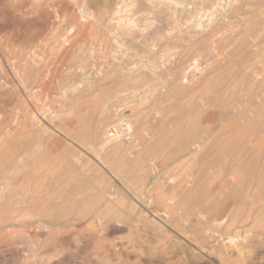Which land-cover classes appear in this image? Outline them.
<instances>
[{
  "label": "rangeland",
  "instance_id": "1",
  "mask_svg": "<svg viewBox=\"0 0 264 264\" xmlns=\"http://www.w3.org/2000/svg\"><path fill=\"white\" fill-rule=\"evenodd\" d=\"M263 226L264 0H0V264H264Z\"/></svg>",
  "mask_w": 264,
  "mask_h": 264
},
{
  "label": "bare ground",
  "instance_id": "2",
  "mask_svg": "<svg viewBox=\"0 0 264 264\" xmlns=\"http://www.w3.org/2000/svg\"><path fill=\"white\" fill-rule=\"evenodd\" d=\"M191 5V4H190ZM236 30V29H235ZM71 40V39H70ZM167 57H165V59H166ZM133 60V59H132ZM167 61V60H166ZM168 61H169V59H168ZM165 62V61H164ZM168 63V62H167ZM143 64V63H142ZM93 69V68H92ZM152 71V70H151ZM72 77V76H71ZM179 86V85H178ZM202 103V102H201ZM42 119V118H41ZM104 122V121H103ZM159 123V122H158ZM103 125V124H102ZM157 125V124H156ZM161 125V124H160ZM108 126H109V128L108 129H106V130H109L110 129V124L108 123ZM120 126V127H119ZM118 127H117V130L118 131H115V133H113L112 135H109L108 134V132L106 131V130H104V135H106L105 137H106V141H108V142H110L111 141V138L110 137H113V136H117V137H121L120 139H119V141H118V144H119V146H125L126 147V143H125V141L127 140V136H121V134H122V129H125V128H128L129 126H127V125H125V124H120ZM209 126V125H208ZM94 127V126H93ZM156 127V126H155ZM158 128H159V126H157ZM103 129V128H102ZM177 130V129H176ZM237 131V130H236ZM132 135H133V133H132ZM48 138V137H47ZM50 139V138H49ZM51 141V140H50ZM71 141V140H70ZM116 145V144H115ZM123 149V148H122ZM76 154V153H75ZM96 155L98 156V152H96ZM95 155V156H96ZM132 155V154H131ZM59 156V155H58ZM77 157V156H76ZM62 158V157H61ZM78 158H80V157H78ZM94 158V157H93ZM150 160V159H149ZM93 161V160H92ZM91 161V162H92ZM95 161V160H94ZM12 162H14V161H12ZM57 162V161H56ZM90 162V163H91ZM99 162V161H98ZM97 162V163H98ZM153 162V161H152ZM95 163V162H94ZM60 164V163H59ZM96 164V163H95ZM105 164V163H104ZM209 165V164H208ZM100 166V165H99ZM98 168V167H97ZM100 168H102V167H100ZM99 170V169H98ZM86 172V171H85ZM83 176V175H82ZM156 176H158V175H156ZM190 178H192V177H190ZM79 180V179H78ZM181 185V184H180ZM36 187V186H35ZM110 189H111V187H110ZM111 191V190H110ZM108 195V194H107ZM110 196V195H109ZM115 214V213H114ZM264 227V226H263ZM45 234V233H44ZM233 237H234V235H233ZM230 242H231V244L232 245H235V243H236V241H237V239L236 238H232V239H230L229 240ZM237 247V246H236ZM55 255V254H54ZM33 257V256H32ZM111 260V259H110ZM113 261V260H112ZM113 262H115V261H113Z\"/></svg>",
  "mask_w": 264,
  "mask_h": 264
}]
</instances>
